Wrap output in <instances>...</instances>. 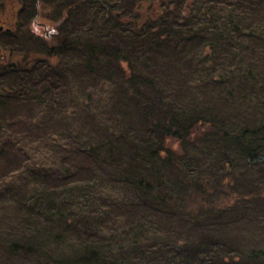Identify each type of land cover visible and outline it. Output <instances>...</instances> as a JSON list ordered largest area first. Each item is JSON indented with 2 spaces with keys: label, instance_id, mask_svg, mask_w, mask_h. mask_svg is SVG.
<instances>
[{
  "label": "trees",
  "instance_id": "16d2710c",
  "mask_svg": "<svg viewBox=\"0 0 264 264\" xmlns=\"http://www.w3.org/2000/svg\"><path fill=\"white\" fill-rule=\"evenodd\" d=\"M48 2L50 42L31 0L0 40V264H264L235 243L264 218V0ZM44 124L67 165L17 146Z\"/></svg>",
  "mask_w": 264,
  "mask_h": 264
},
{
  "label": "rangeland",
  "instance_id": "374dc122",
  "mask_svg": "<svg viewBox=\"0 0 264 264\" xmlns=\"http://www.w3.org/2000/svg\"><path fill=\"white\" fill-rule=\"evenodd\" d=\"M16 2H13V0H0V27L7 26L8 28H12L14 21H15V9H16ZM54 5L49 4L48 1L45 2H40V9H41V17L38 19L39 23L38 24H34L31 25V29L34 30V33H36V35H39L42 39H46V32H48V37L50 38V40L48 42H50L52 40V36L53 33L55 32L54 29V23L53 21H51V19H47L46 17H49V12L51 11V8H53ZM143 11L145 13V15H149L151 13H153L151 11V7L148 8L146 11ZM141 8V9H142ZM188 7H184L181 11V14H186ZM48 11V13H47ZM141 12V11H140ZM143 13L141 12V15ZM62 18V17H60ZM55 22V21H54ZM3 23V24H2ZM43 24V25H42ZM234 65V64H233ZM67 77H69L68 79L71 80L70 81V85L74 86L72 87L73 90H79V89H93V83L91 82V84H85V81L83 83H80L78 86H75V82L74 80L76 79V75L73 73H70ZM169 92V91H168ZM185 94V93H184ZM191 94H186V97H190ZM263 95V94H260ZM264 98V95L262 96ZM187 98V99H188ZM245 103V102H244ZM74 109H77L79 112H75L76 114L79 113V122L82 121L81 120V105L77 106L74 105L73 106ZM24 110H20L19 113H22ZM101 115V113H100ZM19 118H21V116H17L16 115V119H15V125L17 127H22V125H20L21 122L18 123ZM28 118L33 119V118H39V116L37 114H34L31 117V112L28 115ZM97 120L100 121H105L103 116H99L97 118ZM81 123V122H80ZM90 124V122L88 123ZM91 125L93 126V122H91ZM89 126V125H88ZM102 125H98V128H100ZM90 127V126H89ZM207 125L206 124H202V125H198L197 131L194 130V132L191 135V138L194 137L195 134H200L201 130L207 129ZM57 126H53V125H41L38 126L36 125L35 127V131H33V133L25 138H21L20 144L17 146H20L22 148V150L24 152H28V154L31 156V160L35 161L37 163H41V166L43 167H58L61 165H67V162L62 163L60 161V159L58 158V156H54V154H56V152L51 151V146L48 145L47 141L49 140V135H52L53 133L56 132ZM64 128L60 129V132H63ZM11 133V131H10ZM67 133V132H66ZM89 133V137L91 138H97L96 136L98 134L93 135V129L90 127V130L87 129L85 134ZM40 134H42L43 138H39L34 140L33 138L35 136H39ZM45 135H47V137H45ZM48 138V139H46ZM2 141H0L1 143ZM169 142V141H168ZM173 148L177 149V142H174L172 144ZM38 148H35L37 147ZM57 157V158H56ZM26 176L22 177L20 180L24 179ZM92 180L94 182V184L96 183V178L94 176H91ZM13 180V179H12ZM18 180V179H17ZM102 189V193L103 194H110L112 193L110 188H103ZM192 205L191 202V197H189L187 199V201L185 202V206H187V208H190V206ZM192 209V208H191ZM172 226V225H171ZM188 229L190 232H186V230H182L179 229L178 227H169L168 229H164L162 228L159 232H163V234L159 237V239H165L166 242L164 243L165 246L169 247L168 250V254L172 257L173 254H177V249L180 248V246L183 244V239L182 238H187L189 235L193 236V235H197L198 232L200 231L196 226H194L193 222H191L190 224L187 225ZM198 229V230H197ZM236 233L234 231L231 232V235L233 236V234ZM239 234H242L239 235ZM237 236V240L235 239V243H238L241 246H245V248H251V247H259L261 244H264V218H260V219H256L255 222H250L249 225H246L245 228L243 229L242 232H238L236 233ZM180 244V246H179ZM179 246V247H178ZM144 247V245H143ZM164 255H165V251H164Z\"/></svg>",
  "mask_w": 264,
  "mask_h": 264
},
{
  "label": "flooded vegetation",
  "instance_id": "af4514ba",
  "mask_svg": "<svg viewBox=\"0 0 264 264\" xmlns=\"http://www.w3.org/2000/svg\"><path fill=\"white\" fill-rule=\"evenodd\" d=\"M32 1V3H33V6H31V9H30V12L32 11V10H34L35 11V14H34V17L32 18V23L30 24V27H29V30H30V32L32 33V34H34V35H36V33H34V30H32L31 29V25H34V24H38L39 23V21H38V19L41 17V9H40V2H45V0H31ZM46 1H48V0H46ZM13 2H16V4H17V6H16V9H15V13L18 11V9H19V3H17V0H13ZM47 13H48V11H47ZM48 20H49V17H46ZM1 24V23H0ZM3 24V23H2ZM43 25V24H42ZM3 27L4 28H1L0 29V40H1V35H2V32L3 31H9L10 29H11V27L10 28H8L7 26H4V24H3ZM54 30V29H53ZM46 36V41H49L50 40V38H47L48 37V32H46V34H45ZM38 38H41L39 35H36ZM42 39V38H41ZM2 50H1V47H0V62H1V60L3 59V56H2Z\"/></svg>",
  "mask_w": 264,
  "mask_h": 264
},
{
  "label": "water",
  "instance_id": "95a60500",
  "mask_svg": "<svg viewBox=\"0 0 264 264\" xmlns=\"http://www.w3.org/2000/svg\"><path fill=\"white\" fill-rule=\"evenodd\" d=\"M0 29H1V27H0Z\"/></svg>",
  "mask_w": 264,
  "mask_h": 264
}]
</instances>
